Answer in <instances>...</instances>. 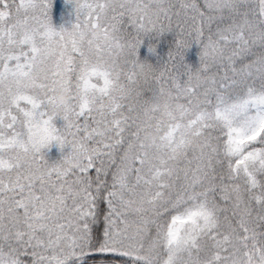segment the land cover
I'll return each instance as SVG.
<instances>
[{"label": "snow or ice", "instance_id": "obj_1", "mask_svg": "<svg viewBox=\"0 0 264 264\" xmlns=\"http://www.w3.org/2000/svg\"><path fill=\"white\" fill-rule=\"evenodd\" d=\"M0 264H264V0H0Z\"/></svg>", "mask_w": 264, "mask_h": 264}]
</instances>
